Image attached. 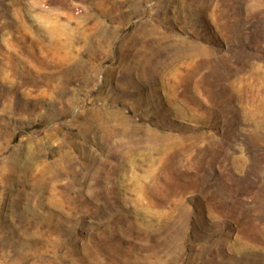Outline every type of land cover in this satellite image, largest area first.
Wrapping results in <instances>:
<instances>
[{
	"label": "rangeland",
	"instance_id": "1",
	"mask_svg": "<svg viewBox=\"0 0 264 264\" xmlns=\"http://www.w3.org/2000/svg\"><path fill=\"white\" fill-rule=\"evenodd\" d=\"M0 264H264V0H0Z\"/></svg>",
	"mask_w": 264,
	"mask_h": 264
}]
</instances>
